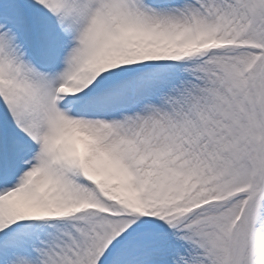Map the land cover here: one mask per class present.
<instances>
[{
	"label": "snow or ice",
	"instance_id": "snow-or-ice-1",
	"mask_svg": "<svg viewBox=\"0 0 264 264\" xmlns=\"http://www.w3.org/2000/svg\"><path fill=\"white\" fill-rule=\"evenodd\" d=\"M0 264H264V0H0Z\"/></svg>",
	"mask_w": 264,
	"mask_h": 264
}]
</instances>
